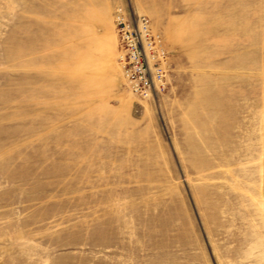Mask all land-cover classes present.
Instances as JSON below:
<instances>
[{"label":"rangeland","instance_id":"1","mask_svg":"<svg viewBox=\"0 0 264 264\" xmlns=\"http://www.w3.org/2000/svg\"><path fill=\"white\" fill-rule=\"evenodd\" d=\"M0 264H264V0H0Z\"/></svg>","mask_w":264,"mask_h":264},{"label":"built area","instance_id":"2","mask_svg":"<svg viewBox=\"0 0 264 264\" xmlns=\"http://www.w3.org/2000/svg\"><path fill=\"white\" fill-rule=\"evenodd\" d=\"M119 64L131 90L143 99L154 98L164 87L169 54L146 17L120 9L116 14Z\"/></svg>","mask_w":264,"mask_h":264}]
</instances>
